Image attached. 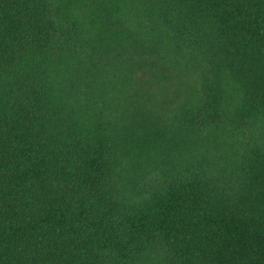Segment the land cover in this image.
<instances>
[{
	"label": "trees",
	"instance_id": "trees-1",
	"mask_svg": "<svg viewBox=\"0 0 264 264\" xmlns=\"http://www.w3.org/2000/svg\"><path fill=\"white\" fill-rule=\"evenodd\" d=\"M0 264H264V0H0Z\"/></svg>",
	"mask_w": 264,
	"mask_h": 264
}]
</instances>
